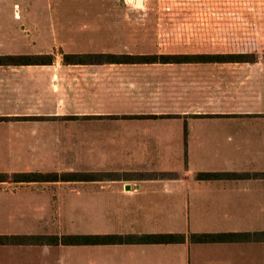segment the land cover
<instances>
[{
	"label": "crops",
	"instance_id": "crops-1",
	"mask_svg": "<svg viewBox=\"0 0 264 264\" xmlns=\"http://www.w3.org/2000/svg\"><path fill=\"white\" fill-rule=\"evenodd\" d=\"M100 53L241 57L64 59ZM26 54L53 60L0 64L1 222L264 231V0H0V56ZM0 264H264V241L0 244Z\"/></svg>",
	"mask_w": 264,
	"mask_h": 264
},
{
	"label": "trees",
	"instance_id": "trees-1",
	"mask_svg": "<svg viewBox=\"0 0 264 264\" xmlns=\"http://www.w3.org/2000/svg\"><path fill=\"white\" fill-rule=\"evenodd\" d=\"M96 58L99 63L118 62V63H135V62H168L182 61L189 59H224L226 57L237 58L239 54L230 55H131V54H64L65 62L68 63H86L90 58ZM89 58V59H87ZM52 54H26V55H3L0 56V64H45L51 63ZM202 176L212 177L220 174L203 173ZM3 177H7L3 175ZM82 174H53L42 175L40 173H21L13 175L15 181H33L45 180L52 178L54 180H70L82 178ZM192 242L207 241H264V231L253 232H231V233H144V234H0V244H49V245H81V244H117V243H174L184 242L186 239Z\"/></svg>",
	"mask_w": 264,
	"mask_h": 264
},
{
	"label": "rangeland",
	"instance_id": "rangeland-1",
	"mask_svg": "<svg viewBox=\"0 0 264 264\" xmlns=\"http://www.w3.org/2000/svg\"><path fill=\"white\" fill-rule=\"evenodd\" d=\"M111 161H109V162H111ZM69 163H72V165H74L75 168L82 167V160H76V161H72ZM30 209H32V211H33V208H30ZM77 209H78V211H81V208H77ZM66 220H68V219H66ZM24 225L25 224H23L19 221H14V222H1L0 221V233L7 234V233H14L15 231L25 230L26 232H31L34 234H48V232H46V231H49V228H48L49 224H40V223L37 224L35 222H31V224L28 223V224H26L27 226L25 228H23ZM57 229L60 231L63 230L66 232H68V231H81L82 227H81V223L80 224H77V223L76 224H68V222L66 221L65 225L62 222L59 223Z\"/></svg>",
	"mask_w": 264,
	"mask_h": 264
}]
</instances>
